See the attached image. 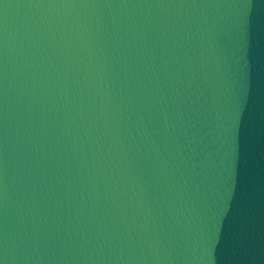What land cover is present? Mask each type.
<instances>
[{"label": "water", "instance_id": "water-1", "mask_svg": "<svg viewBox=\"0 0 264 264\" xmlns=\"http://www.w3.org/2000/svg\"><path fill=\"white\" fill-rule=\"evenodd\" d=\"M0 264H264V0H0Z\"/></svg>", "mask_w": 264, "mask_h": 264}]
</instances>
